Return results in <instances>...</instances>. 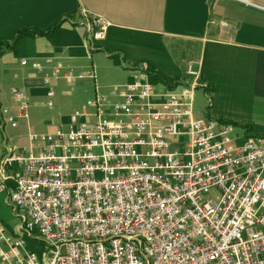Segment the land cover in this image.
<instances>
[{"label": "built area", "instance_id": "built-area-1", "mask_svg": "<svg viewBox=\"0 0 264 264\" xmlns=\"http://www.w3.org/2000/svg\"><path fill=\"white\" fill-rule=\"evenodd\" d=\"M80 14L95 48L108 23ZM61 74L57 64L43 83L72 81ZM185 75L180 91L154 101L140 72L112 88L120 101L96 96L66 130L30 131L26 147L5 140L0 194L22 216L15 235L0 222V264H264V136L238 144L230 124L195 117L198 72L189 64ZM11 95L14 109L0 115L16 128L29 100Z\"/></svg>", "mask_w": 264, "mask_h": 264}, {"label": "crops", "instance_id": "crops-1", "mask_svg": "<svg viewBox=\"0 0 264 264\" xmlns=\"http://www.w3.org/2000/svg\"><path fill=\"white\" fill-rule=\"evenodd\" d=\"M82 10L108 23L105 39L94 50L101 49L117 72L115 86L131 83L144 71L155 85L153 100L162 101L189 81L185 69L192 64L198 83L211 91L212 117L250 126L257 136H264V0H0L1 107L5 102L14 109L12 95V103L5 101L1 90L8 80L20 85L28 100L37 98L39 86L48 91L63 82L73 89L83 79L93 80L83 71L94 69L93 64L97 68L101 53H90ZM59 22L52 36L28 35L14 42L21 31L47 33ZM57 64L61 76L70 73L72 81L58 77L45 85L44 76ZM150 71L161 80L154 81ZM104 98L120 101L111 91ZM28 120L29 113L11 128L0 115V158L10 138L7 128L26 126L28 145Z\"/></svg>", "mask_w": 264, "mask_h": 264}, {"label": "rangeland", "instance_id": "rangeland-1", "mask_svg": "<svg viewBox=\"0 0 264 264\" xmlns=\"http://www.w3.org/2000/svg\"><path fill=\"white\" fill-rule=\"evenodd\" d=\"M95 48H90V53L102 52L101 49L99 50L100 52L97 49L94 50ZM96 64L98 66L97 68L93 64L94 69L89 72L83 71L85 75L94 71V79L91 78L94 81L83 79L82 81L75 83L73 85V89L70 86H65L66 84H63V82H57V85H52L54 96L51 100V107L47 105L49 100L45 95L47 90L44 87L39 86L37 98L31 97L32 99H30L29 96L30 107L28 109V124L33 132L47 133L55 130L56 128L66 130L70 121V116L75 111L82 110V108L87 104V101L93 100L97 94L99 97H104V95H107V97L109 96L111 89L119 80V76L116 74L117 72L112 69L105 54L101 53L97 55ZM14 86L15 88H21L20 85L13 84L12 81L9 80L1 84V90L5 95V101L9 100V102L12 103L10 91ZM97 89L99 93L96 92ZM24 90L27 95L30 94L28 89L24 88ZM192 103L195 117H201L205 120H215L222 124H230L233 127V132L230 136L235 139L238 144H240L245 137L256 135L253 133V129L250 126L235 123L222 118L215 119L212 117L211 109L213 106V99L210 90H206L202 86H198L194 90ZM2 104V107L8 106L5 102H2ZM87 111H90V108H88ZM7 133V136L12 138V141L15 143L14 145L18 147L27 146L26 126H21L14 130L7 128ZM6 197L7 192L0 194V222L6 227L9 233L10 231L17 233L18 227L21 224L20 218L22 214L19 211H13L12 208L8 206L6 203ZM29 238L30 237H25L28 242V246H32V249L40 254L44 248L43 244Z\"/></svg>", "mask_w": 264, "mask_h": 264}, {"label": "trees", "instance_id": "trees-1", "mask_svg": "<svg viewBox=\"0 0 264 264\" xmlns=\"http://www.w3.org/2000/svg\"><path fill=\"white\" fill-rule=\"evenodd\" d=\"M60 25V22L59 23H56V25H54L49 31H47V33H39L37 31H21L14 39V42L16 43L19 39L25 37V36H28V35H40V36H52L53 32L55 31V29ZM150 73L152 74V77H153V80L154 81H157V80H161L160 76L157 74V73H154V72H151ZM32 248V246L30 247Z\"/></svg>", "mask_w": 264, "mask_h": 264}]
</instances>
